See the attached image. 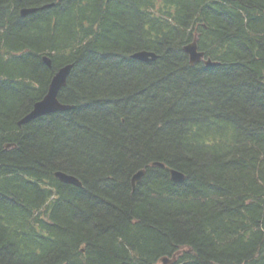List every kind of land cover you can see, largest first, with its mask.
Listing matches in <instances>:
<instances>
[{
    "label": "trees",
    "instance_id": "16d2710c",
    "mask_svg": "<svg viewBox=\"0 0 264 264\" xmlns=\"http://www.w3.org/2000/svg\"><path fill=\"white\" fill-rule=\"evenodd\" d=\"M164 259L264 264V0H0V264Z\"/></svg>",
    "mask_w": 264,
    "mask_h": 264
},
{
    "label": "water",
    "instance_id": "95a60500",
    "mask_svg": "<svg viewBox=\"0 0 264 264\" xmlns=\"http://www.w3.org/2000/svg\"><path fill=\"white\" fill-rule=\"evenodd\" d=\"M49 5L51 4H46L43 7H47ZM38 8L39 7L23 8L21 13L22 15H27L29 13L36 11ZM184 51L188 54L190 63L192 65L202 62V61L208 66L218 65L220 63L218 61H213L211 58H205V52L199 50L197 39L186 44L184 46ZM132 57L142 60V61H154L158 58V54L153 51L141 50V51H137L133 53ZM45 61L47 62V64L51 65V59H49L48 57H45ZM72 68H73V63L67 64L61 67L56 72V74L53 76L51 80L47 94L44 96L43 99L35 103L31 112H29L22 120H20V123H27L30 120L35 119L42 115L73 108L72 104L62 103L58 98L61 88L65 86L67 83V78ZM151 165L160 166L168 170L170 173L171 179L173 181L181 182L185 179V174L182 171L171 168L163 162L154 161L152 162ZM145 172H146V169L142 168L137 173L134 174L132 178V185L134 188L136 184L141 180ZM56 176H58L62 181L66 183H71L77 186H82V182L77 177L71 174H67L62 171H57ZM167 263H168V260L164 259V264H167Z\"/></svg>",
    "mask_w": 264,
    "mask_h": 264
}]
</instances>
